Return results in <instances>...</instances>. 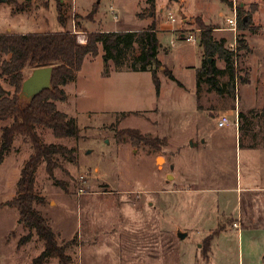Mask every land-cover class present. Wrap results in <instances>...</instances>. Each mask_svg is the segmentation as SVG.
Listing matches in <instances>:
<instances>
[{
	"label": "rangeland",
	"instance_id": "obj_1",
	"mask_svg": "<svg viewBox=\"0 0 264 264\" xmlns=\"http://www.w3.org/2000/svg\"><path fill=\"white\" fill-rule=\"evenodd\" d=\"M62 2L66 26L56 0H0V34L69 29L84 40L85 30H143L155 22L159 58L177 79L159 70L157 95L150 71L118 70L109 61L106 73L100 48L65 86L67 100L57 101L77 118L80 136L60 138L36 127L45 143L71 150L54 157L52 175L47 162L39 165L35 187L43 198L36 208L66 247L70 264H264V0H158L155 11L147 0ZM235 3L242 16L252 17L251 26L237 33L227 24ZM16 5L23 9L17 12ZM198 18L229 48L236 44L234 86L217 55L211 61L223 71L216 85L206 72L197 78L206 58ZM241 33L249 46L244 50L237 49ZM33 69H24L26 78ZM0 86L8 95L15 92L1 74ZM223 113L238 125L219 126ZM11 122L0 123V134ZM125 128L157 138V146L133 143ZM32 152L31 142L16 134L0 165V264H31L44 249L34 230L19 245L30 230L17 207L4 205L16 195ZM234 218L239 228L232 226ZM219 229L207 259L203 243Z\"/></svg>",
	"mask_w": 264,
	"mask_h": 264
},
{
	"label": "trees",
	"instance_id": "obj_2",
	"mask_svg": "<svg viewBox=\"0 0 264 264\" xmlns=\"http://www.w3.org/2000/svg\"><path fill=\"white\" fill-rule=\"evenodd\" d=\"M153 11L156 10V0H147ZM58 19L63 26L67 24L68 14L62 0H56ZM16 5L14 10L20 11ZM96 12V5L90 15ZM243 9H238V28L245 30L252 24L251 15L246 22L243 21ZM201 29L200 43L206 58L202 67L197 71V78L203 72L208 73V81L216 85L218 75L223 71L215 60L210 58L218 56L225 61V71L230 75L232 86L237 78L236 50L227 46L226 38L216 39L213 27L208 26L198 18ZM81 28L80 24L76 28ZM80 30V29H78ZM82 30V29H81ZM84 31V30H83ZM86 40L81 42L78 33L65 29L59 32L45 33H12L0 34V74L15 87L13 95H8L0 86V123L12 119L8 125L1 127L0 134V165L6 155L11 151L16 134H22L31 142L33 152L25 162L18 181L16 195L4 203L17 207L20 221L30 230L21 237L19 245L30 241L33 230L39 239L44 242L43 251L33 259L31 264H46L52 257L59 259V264H70L71 257L66 252V247L60 245L58 237L48 219L36 208L43 198L36 192V172L42 162H47V168L52 175V164L57 154L69 153L71 150L58 143H45L37 132L38 125L52 129L56 137H79L80 127L76 117L58 108L57 101L68 98L65 86L77 79L78 72L82 69L87 57H96L100 48L104 51L106 60L105 72L108 73V62L112 61L118 70L132 69L136 71H150L157 95L161 92L162 80L158 71L164 72L173 80H177L173 72L159 58L161 41L157 33V24L152 22L143 30H115V31H88L85 30ZM243 33L238 35V50L247 49ZM137 48V49H136ZM136 50V51H135ZM133 53V57L130 54ZM4 55H8L7 58ZM53 66L52 88L39 93L31 102L20 97L23 81L26 79L24 69ZM244 80V78H243ZM264 113V107H263ZM239 112V117H243ZM133 143L157 146V138H151L139 129L125 128ZM264 141V139H263ZM215 231L208 236L206 244L203 243V253L209 258V251Z\"/></svg>",
	"mask_w": 264,
	"mask_h": 264
},
{
	"label": "water",
	"instance_id": "obj_3",
	"mask_svg": "<svg viewBox=\"0 0 264 264\" xmlns=\"http://www.w3.org/2000/svg\"><path fill=\"white\" fill-rule=\"evenodd\" d=\"M248 20L247 16L243 21ZM211 61V58L209 59ZM53 66H44L34 68L32 73L23 81L20 97L31 102L39 93L52 88ZM264 114V113H263ZM187 233H179L181 238L186 237Z\"/></svg>",
	"mask_w": 264,
	"mask_h": 264
},
{
	"label": "built area",
	"instance_id": "obj_4",
	"mask_svg": "<svg viewBox=\"0 0 264 264\" xmlns=\"http://www.w3.org/2000/svg\"><path fill=\"white\" fill-rule=\"evenodd\" d=\"M232 11H233V16L227 18V24H228V28L230 30H232L235 33H237L239 28H238V10H237L236 3L233 5ZM168 16H169L170 22L175 23L177 21V18H176L175 14L173 12L170 11ZM183 35L186 36V38L188 40H195L196 39V36L193 33H190V34H185L184 33ZM85 40L86 39H84V40L80 39L81 42H85ZM235 45H236L235 43H232L230 49L236 50V48H235L236 46ZM218 124H219V126H229L231 124L238 125V119L236 118V120L233 122L231 120L229 114L223 113L218 118ZM234 226H237V223H235Z\"/></svg>",
	"mask_w": 264,
	"mask_h": 264
},
{
	"label": "crops",
	"instance_id": "obj_5",
	"mask_svg": "<svg viewBox=\"0 0 264 264\" xmlns=\"http://www.w3.org/2000/svg\"><path fill=\"white\" fill-rule=\"evenodd\" d=\"M156 1H157V3H159L158 0H156ZM158 6H159V5H158ZM159 8H160V7H159ZM146 26H148V25H146ZM214 29H215V28H214ZM157 33H159L158 30H157ZM158 35H159V34H158ZM159 39H160V37H159ZM160 41H161V39H160ZM248 43H249V42H248ZM101 49H102V48H101ZM86 59H87V58H86ZM243 216H244V215L242 214V217H243ZM234 219H235V221L233 222L232 226H234V224L237 223V226H234V227L239 228L240 225H241V223H240V219H239V218H237V219L234 218Z\"/></svg>",
	"mask_w": 264,
	"mask_h": 264
},
{
	"label": "bare ground",
	"instance_id": "obj_6",
	"mask_svg": "<svg viewBox=\"0 0 264 264\" xmlns=\"http://www.w3.org/2000/svg\"><path fill=\"white\" fill-rule=\"evenodd\" d=\"M159 160H160V161H162V160H163V158H160Z\"/></svg>",
	"mask_w": 264,
	"mask_h": 264
}]
</instances>
